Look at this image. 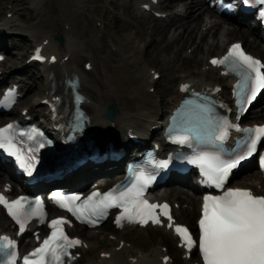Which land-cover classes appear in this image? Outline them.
I'll list each match as a JSON object with an SVG mask.
<instances>
[{
    "label": "snow or ice",
    "instance_id": "snow-or-ice-1",
    "mask_svg": "<svg viewBox=\"0 0 264 264\" xmlns=\"http://www.w3.org/2000/svg\"><path fill=\"white\" fill-rule=\"evenodd\" d=\"M242 2L246 5L253 3L261 5L258 17L264 21V0ZM36 59L43 57L37 56ZM211 63L225 65L239 77L234 95L238 97L237 103L241 111L247 110V105L264 90V71H261L264 65L246 54L239 43H233L223 57L213 58ZM180 87L181 91H186L189 85L182 84ZM203 99L204 103L194 104V101H185V106L194 105V108L178 110L185 118L179 125H173L170 139L174 143L197 148L188 162L199 168L203 183L223 188L233 170L257 153L259 144L264 141V125L242 129L241 131L247 134L243 148L225 155L222 149L223 142L228 137L229 128L237 126L231 124L227 118H217L212 103L207 97ZM26 135L29 141H34L38 133L33 131ZM199 145L211 146V149L198 148ZM43 147V143H39L38 147H24L18 144L14 124L0 127V150L12 157L18 168L28 176L36 170L39 162L37 152ZM169 163L168 159L149 161L154 170L166 169ZM259 163L264 170V152L259 153ZM133 176L134 180L130 187L114 189L102 195L94 192L79 205L74 203L80 200L79 196H65L59 192L53 193V196L60 207L66 208L78 219L88 223L95 224L97 220L94 217H102L106 209L118 207L122 209L116 218L118 225L122 220L141 224H146L150 220L158 224L161 222L160 217L165 216L169 221L168 226L173 227L168 204L150 203L143 198L145 189L156 176L144 169L135 170ZM96 197L100 198L95 199ZM0 205H3L16 220L21 233L25 230L28 220L44 215L39 202L36 207L26 211L28 201L24 197L9 201L0 194ZM65 223L63 217L52 219L48 224L50 234L38 247L23 257L22 264H67L72 258L70 249L79 245L80 241L66 235L63 229ZM174 230L186 248L190 250L196 245L187 227L175 224ZM199 230L198 247L204 264H264V195H255L247 188H228L222 195H206ZM15 248V240L7 236L0 237V252L6 257L3 264H16L18 254Z\"/></svg>",
    "mask_w": 264,
    "mask_h": 264
},
{
    "label": "rangeland",
    "instance_id": "rangeland-1",
    "mask_svg": "<svg viewBox=\"0 0 264 264\" xmlns=\"http://www.w3.org/2000/svg\"><path fill=\"white\" fill-rule=\"evenodd\" d=\"M46 1L48 0H43L42 3L39 4L38 8L33 10L32 7L26 5V0H0V6L2 8L9 7L11 3H18V5L20 4V7L17 8V14L14 18L15 28L10 35V39L13 41L11 42V47L13 46L14 49H11V47L6 44L8 48H10L8 51L9 54L12 55L14 53L12 57L16 67L14 69L16 70H23L21 67L23 61L20 60L18 56H21L22 52L25 50V47L28 45V42H30L31 39L40 38L45 33V30L38 32V27L36 28L32 26L35 18L41 17L43 20L45 16H52L54 18L58 15V11L60 10L59 6L55 5L53 8L54 10L45 8L44 3ZM108 1L109 0H89V2L84 5L82 17L87 18L88 22L93 27L96 19L104 18L107 21L104 37L99 41L100 43H98V47L104 46V48L110 50V46H108V44L113 43L116 46L119 56L115 58L113 62V68L115 70H122L126 72L130 79L139 82V86H142L143 88L142 93L144 91V86L141 82V79H143V77L146 78L147 69L150 67H157L162 70L163 77L158 81L156 94L151 97L152 100L156 102L159 101L160 92L158 88L160 85L164 84L169 75L172 76L173 73L171 72V69L173 66L176 70L174 75H178L187 73L188 69L186 68L185 64L188 61H195V64L191 66L195 69H198V67L202 65L203 61H200L202 55L199 54V52L193 51L187 57L183 58L185 55V50L188 48V46L193 44V35L200 19L197 20L196 23L192 24L193 33L190 40L172 44L168 49H166L164 46L166 42H163L160 34L156 32L157 24L162 25L166 22L156 21L149 17L139 19L138 14L133 10V6H126L124 0H118L116 4H111ZM75 4H80V1L74 0L69 9H74ZM110 5L114 6V8L117 10V14L109 13L108 6ZM44 9L45 12H42ZM183 20L189 21V18ZM69 22L71 23L70 20ZM22 29H25V31ZM95 32L96 31L94 30L91 33L92 36L95 34ZM175 33L176 32L174 29L170 28L167 37L165 36L164 40L171 39ZM137 38L147 42V46L144 50L135 47V40ZM25 39L28 40L26 41ZM91 39L92 37L89 35V43H91ZM25 42H27L26 46L24 44ZM17 45H21V47L17 48ZM206 47V44H203L200 49L204 51ZM205 55L203 59L206 57ZM102 58H105V56ZM166 68L169 69L167 70ZM33 69L34 68H32V70ZM32 78L33 86L31 89L33 90L32 94L36 95V98L33 100H27L26 103L33 102L42 95L43 86L38 74L35 72L34 75H32ZM174 83L175 81L172 83V85H174ZM248 119H253V112L248 116ZM5 120L7 119L4 118L0 120V124L5 122ZM158 235L159 234H152L155 242H157ZM140 236L141 239L138 240L137 246H141L145 249L149 244L148 240L146 239V234L141 233ZM109 247L110 246H106L105 248L108 249Z\"/></svg>",
    "mask_w": 264,
    "mask_h": 264
},
{
    "label": "bare ground",
    "instance_id": "bare-ground-1",
    "mask_svg": "<svg viewBox=\"0 0 264 264\" xmlns=\"http://www.w3.org/2000/svg\"><path fill=\"white\" fill-rule=\"evenodd\" d=\"M72 1L74 0H48L44 3V6L45 8L54 10L53 8L55 7V5H58L59 9L67 10ZM174 2L175 5L179 6L178 8L182 9L181 6H183L186 7V9L190 10L189 14H187V16L185 17V19L189 18V21H184L183 18L173 17L174 19H170L169 22L165 24H157L156 32L160 34L162 41L166 42L164 45L166 49H168L169 46L172 44L190 40L193 33L192 24L196 23V21L200 19V17H202L203 12L206 11V9L203 8V3L200 0H174ZM42 12H45V9ZM69 18H75L74 20L71 19L73 21V28L69 31H66L64 29H58V22L62 20L61 24L63 26L65 23H68ZM170 28H173L176 33L171 39L164 40V37H167ZM212 29H214L212 32L214 36L218 32L215 42L212 43L215 49L218 50L223 45L221 42L224 41L222 39H219L218 34L220 33V31L218 30L220 29ZM43 30H45L43 36L49 35L52 38V41L54 42L57 50L65 52L70 47L79 46L82 49V52L90 55V58L92 59L94 64L99 62L98 67L100 68L98 69L103 68L102 71L107 74L106 77H103V79L109 80L110 84L114 86L113 96L112 98H110L108 105L114 106L116 109H118V101H116L117 96H119L118 100L121 103H127L126 116H119V112L117 111V119H123L128 121L135 119L142 123H148L152 119L158 118L160 116H165V114L170 109V105L168 103L176 102L178 100L179 97L175 88L176 84L172 85V83L174 81L177 83L179 80H181V78L174 75V72L176 71L174 66L171 69V72L173 73L172 76L169 75L165 80L164 84L160 85L158 88L160 92L159 102L152 100L151 94H146L143 96L141 94V87L139 86V82L130 79L126 72L122 70L112 69L113 67L111 65L113 64L115 58L118 57L117 54L112 51H108L105 48H102L101 51L93 50L91 44H89L88 46L86 45V43H88L86 41H88L89 35L93 32V26L88 22L87 18H83L80 15L77 16L73 12L66 14L61 19H59V17L53 18L52 16H45L42 22L40 21V23L38 24V32H42ZM209 32L210 31H208L206 35H208ZM229 36H236L237 39H243L245 41L246 46H248L251 50H253L254 52L258 51L260 54L264 55V52L262 50L252 46V40L249 39V37L251 36V32L243 30V32L238 35L228 32V37ZM59 37L62 38L61 42L57 41ZM252 39L255 40L254 38ZM213 51L214 50L208 47L207 49L202 51V55H204L205 53L209 54ZM100 54H103V56H105V59H103L102 55ZM74 61L78 62L79 58L75 56ZM189 64H195V61H188L185 66L189 67ZM66 71L70 73L69 69H66ZM61 73L63 74L64 71H62ZM214 75L215 72L212 69H209L206 72L192 70L188 72L187 76H185L184 79L191 78L195 79L196 81H202L208 79L209 76ZM101 79L102 77L96 78L92 74H82L81 89L84 93L90 96L91 102L93 103V107L89 109V113L94 123L107 122L104 113L108 105L105 104L102 99V90L104 89V87L101 85ZM143 82L147 83V78L144 79ZM165 103H167V105H165ZM18 104L20 103L18 102ZM160 105H164L161 113L157 110ZM135 107H138L141 111H143L144 114L140 115L138 112H136ZM163 110L166 111L163 112ZM255 118L257 119L259 117ZM250 164L251 165L249 166H257V163L251 162ZM179 214L180 216H184V218L186 219L188 218L191 221L193 220L191 212L181 210ZM130 235L138 236L139 233L134 232Z\"/></svg>",
    "mask_w": 264,
    "mask_h": 264
}]
</instances>
